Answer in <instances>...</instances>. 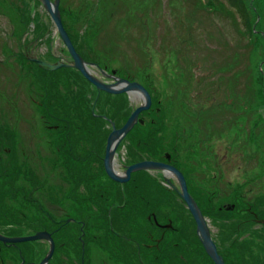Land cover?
Wrapping results in <instances>:
<instances>
[{
    "label": "rangeland",
    "instance_id": "1",
    "mask_svg": "<svg viewBox=\"0 0 264 264\" xmlns=\"http://www.w3.org/2000/svg\"><path fill=\"white\" fill-rule=\"evenodd\" d=\"M249 2L252 12L246 9L248 0H59L63 24L77 50L85 55L91 73L106 83L114 82L105 75L112 74L137 81L147 89L149 108L163 117L164 129L155 134L161 136L160 153L170 158L175 151L180 156L179 168L186 173L188 185L199 186L206 181L202 187L211 191L213 175L208 172L206 177L211 165L196 151L214 156L210 161L216 166L213 173L218 174L213 180L218 185L212 197L216 202L232 189L230 180H246L248 185L249 178L250 194L264 200V160L259 157L254 162L255 154L264 151V0ZM235 4L240 5V11ZM22 16L24 20L33 17L28 27L20 25ZM252 18L254 33L250 34ZM22 56L39 57L51 64L72 62L41 0H0V126L17 133L20 162H27L46 187H52L50 195H58L60 176L52 159H56L57 144L60 153L62 145L59 136L52 137L43 129V119L36 110L41 86L30 82L32 71L26 63H19ZM257 69L263 71L262 79ZM252 88L257 92L252 93ZM117 95L110 98L116 107L123 105L121 121L142 97L135 93ZM153 113L141 115L133 126L153 117ZM105 127L111 131L112 124L105 123ZM128 143L129 139H123L115 153L113 164L118 172L124 171L126 160L136 152L126 150ZM251 151L254 156L246 161ZM239 168L242 172L251 170L245 176ZM157 171L165 173L150 172ZM166 176L177 185L174 176ZM177 203L176 225L184 209ZM172 207H176L174 202ZM184 213L189 234H183L191 236L195 226L189 213ZM208 226L216 238L218 230L212 222ZM257 236V230H250L241 242L260 244ZM184 249L188 254L195 252L191 245ZM1 250L2 264H26L17 260V250ZM254 251H259V245ZM67 257L59 252L53 264H69Z\"/></svg>",
    "mask_w": 264,
    "mask_h": 264
},
{
    "label": "trees",
    "instance_id": "2",
    "mask_svg": "<svg viewBox=\"0 0 264 264\" xmlns=\"http://www.w3.org/2000/svg\"><path fill=\"white\" fill-rule=\"evenodd\" d=\"M234 7L240 11L239 4H235ZM246 9L248 12H252V4L249 0ZM31 20H33V17L24 20L22 16L19 19V23L23 27H28V23ZM250 20L251 25L248 24V31L251 34L254 33V18ZM35 27L38 29L40 27L37 22L35 23ZM65 28L67 29L66 26ZM69 36L76 48L72 36L70 34ZM254 43L253 45L256 47L257 41L255 40ZM80 55L83 59L86 58L85 55ZM18 60L22 66L23 63H26V68L32 71H29L31 73L30 82L35 84L36 81L38 86H41L39 88L40 92L38 91L39 96L36 110L39 111V115L43 119V129L47 133H50L52 137L57 135L60 138L59 144L62 145V151L61 153L59 152L61 149L58 144L56 151L61 156L60 160L58 158L62 166L61 177L67 183L65 187L60 189V195H50L52 187H46L40 180V177L32 174L33 169L30 166V170L25 169L26 165L20 162L18 157L14 155L15 152L11 143L17 140V133L13 135V132L10 130L6 135L5 126H0V233L13 236L30 234L41 229L52 231L55 249L48 264H53L56 261L57 253L60 252L61 255H64L67 253L66 249L69 244L72 243H74L72 248L77 254L76 257L79 258L80 247L78 242L80 241H73L68 234L66 228L73 226L69 223L57 225L56 231L58 233L54 231L56 225L45 215L51 211L47 204L52 205L55 203L61 205L59 203L69 199L74 206L73 212H88L93 210L90 205L91 200L100 199V191H102L107 203L101 210L104 212L119 211L128 213L129 219L126 222H129L130 228L135 227L136 229L144 226L149 227V225L147 223L143 224V222H146L144 219L140 220L139 218L130 217V215L132 216L131 211L134 210L133 196H136V201L138 202H140V197L147 199L145 203H140L139 211H153L157 214L158 212H169L168 214H171L170 218L173 226L175 224L174 214L179 211L177 202L180 203V208L181 206L184 208L183 212H188L181 200H175V196L176 199L178 198L176 193L168 194L173 190H167V187L163 185L153 184L154 179L143 170L131 173V179L135 178L140 181L137 188L132 187V183L129 182L123 184L112 182L104 173L101 158L104 153L105 137L109 131L105 127V123H107L106 118L114 121L115 125H117L119 123L122 124L128 116L127 112L126 117L121 121L118 119L120 114L125 112L123 111V105L122 107H116L111 102L110 96L112 94L97 90L77 70L69 66H60L56 69L48 70L24 56L18 58ZM257 73L258 77L262 79V73L258 69ZM251 90L252 93L253 91L257 92L253 88ZM90 92H92V95ZM152 111L153 108H148L142 114H151L153 113ZM138 117L140 118L141 116L139 115ZM162 122V113L158 114L156 111L153 113V117L146 118L141 124L133 126L127 132L124 139H129V145L131 141V144L142 147L144 151L141 152H147L149 155H152L153 159L162 160L163 152L160 153L162 146L161 136H155L157 132H162L164 129ZM7 136L9 146L6 149H9L8 151L4 150V144H6L4 139ZM133 158L128 163L137 160V157L134 155ZM93 160H96L99 166L96 165V161L92 162ZM176 164L180 165L178 162ZM83 174L85 178H82ZM21 181L22 183H20ZM107 182H111L114 185ZM188 189L197 202L202 214L207 216L211 222L218 225L217 249L226 264H229L231 254H234L235 257L234 264H264V231L257 236L260 244L247 243V245L238 242L236 240L238 234L231 235L233 238H230L229 227H227L225 221V214L227 213L226 204L224 202L213 201L212 197L215 193L211 192L210 189L205 191L202 186L196 187L192 185H188ZM117 196L119 197V204L115 201ZM167 200L169 201V206H167ZM173 202L176 205L175 208L172 207ZM249 204V209H251L252 202ZM256 205L259 207L260 201H257ZM87 221L85 222L87 223ZM95 222L97 223L96 220ZM252 223L253 219L251 218L249 226ZM235 232L239 233L237 228ZM182 234L183 232H180L179 236L172 234L170 242L174 240L179 243L189 244L188 238ZM81 236L83 237V235ZM231 240H233V247H231ZM197 243L199 245L200 258L193 256L192 253L188 254L183 244L172 245L167 254L169 258L165 263L198 264L200 259L201 264H213L200 241L197 240ZM255 245H259L258 252L254 251ZM5 248L13 249V251L17 250L15 254L19 263L21 260L25 262L31 260L30 262L37 263L46 253L47 244L44 241L18 243H3L0 241V249ZM26 251L29 254L26 255ZM244 257L248 258L247 262L244 261ZM2 260L1 250L0 264H2Z\"/></svg>",
    "mask_w": 264,
    "mask_h": 264
},
{
    "label": "flooded vegetation",
    "instance_id": "3",
    "mask_svg": "<svg viewBox=\"0 0 264 264\" xmlns=\"http://www.w3.org/2000/svg\"><path fill=\"white\" fill-rule=\"evenodd\" d=\"M130 81V80H129ZM133 81V80H131ZM40 90V89H39ZM5 134L10 132V129L7 127L5 128ZM16 134L13 132V135ZM52 136V135H51ZM18 135L17 140H14L13 143H11L13 147V151L15 152L14 155L17 156V153L19 150V143H18ZM4 142H6L4 150L9 146V139L8 136L5 137ZM7 151L9 149H6ZM198 156L200 158H205L209 164L211 165L207 169L206 177L208 172H211L213 175L212 180V188L211 192L217 194L218 185H214L213 180H217L218 174L213 173L214 170H216L215 163H212L210 161V158L213 159L214 156L209 157V154L207 151H205L206 154H203L204 151H196ZM260 154H255L254 162L258 160L259 157H261V160H264V151H258ZM234 153V152H233ZM55 154L56 159H52V163H56L57 172L60 176V183L58 184L61 188L65 187V184L67 183L62 177V166L59 152L56 151ZM54 155V154H53ZM104 155V153H103ZM133 155L137 157V160L132 161H140L143 159H153L152 155H149L147 152H141L136 151L133 154H130L129 158L126 160L124 165L129 164L128 161L132 160ZM234 155V154H233ZM139 156V157H138ZM148 156V158H147ZM254 156V153L251 151L247 154L246 161H250ZM59 158V160H58ZM171 158V159H170ZM169 157H162V160L165 163L177 165V168L179 169V165L176 164L177 162L180 164V156L173 152ZM217 158V157H215ZM19 159V157H18ZM102 168L104 173L106 174L103 166V156L101 158ZM134 159V158H133ZM20 161V159H19ZM96 160H93L92 162H95ZM171 161V162H170ZM60 162V163H59ZM96 165L99 166L98 162H95ZM262 164L261 170H264V164ZM25 169H29L28 163H25ZM239 166V165H238ZM113 170L118 172L114 168V164L112 165ZM240 169V168H239ZM256 169V168H254ZM253 169V171H254ZM259 169V168H258ZM30 170V169H29ZM249 170H242L240 169V172L244 174L245 176L249 174ZM260 171V170H259ZM36 170L33 168L32 174L36 175ZM149 173V172H146ZM153 175L152 173H149ZM264 174V172H263ZM106 176L115 183L123 184V183H132V187H139L140 181L137 179H131V177L125 181V182H118L116 180L111 179L107 174ZM40 177V176H39ZM85 178V175H82V178ZM196 179V178H195ZM199 178L197 177L196 180ZM40 180L44 182V180L40 177ZM107 180V179H106ZM130 180V181H129ZM90 181V178H89ZM251 179H248V185L246 180H243L242 182H237L236 180H230L228 184L231 186V190L226 191V197L223 196L221 198L220 202H225L226 204V222L229 221V235L230 238L231 235H237V241L241 242L242 238L244 237L245 233L250 230H258L259 235L262 234L264 231V200L262 197L255 195L254 193H251V186H250ZM206 183V181H203ZM199 183V186H202V183ZM22 183V181L20 182ZM108 184L114 185L111 182H107ZM110 185V186H111ZM193 185V184H191ZM259 186L263 185V182H258ZM47 186V184H46ZM196 186V185H195ZM239 186H241V190L239 189ZM198 187V186H196ZM170 188H173L170 186ZM168 190V188H166ZM165 190V191H167ZM168 192V191H167ZM178 194V193H177ZM60 195V193L58 194ZM101 198L98 200H91V207L92 211L88 212H73L74 206L72 201L69 199H66L65 201L59 203L61 205L52 204L50 205L51 208H49V204H47L48 208L51 210L50 212L46 213L45 215L51 219V221L56 225V228L54 230L56 233V229L58 226L62 224L69 223L73 225L72 227L66 228L68 230V234L71 236L73 241L79 240V247H80V253L79 258L76 257V253L74 249L72 248L74 246V243L69 244L68 248L66 249L67 253L64 254V256H70L67 257V261L69 264H127L125 263L126 260H128V264H167L165 263L166 260L169 258L167 255L170 247L172 245H176L175 241L170 242L171 235H180V232H183L185 235L187 234V231L185 230L187 228V222L184 218L185 213L181 215L180 219L181 222H177V225L172 223V220L170 218V215L166 212H149V211H139V205L140 203H145L147 201L146 198L140 197V202L136 201V196H133V207L134 210L131 211L132 216L131 218H139L140 220H146V222H143V224H148L149 227H139V228H130L129 222H126L129 217L127 216L128 213H122L119 211H108L104 212L103 209L106 205V200L104 193L100 191ZM231 197V198H230ZM39 198L43 201V199L39 196ZM110 200V198H109ZM177 200V199H175ZM117 204H119V197L115 199ZM260 201L259 207L256 205V202ZM112 202V201H111ZM251 209H249L250 204ZM255 206V208H254ZM258 208V209H256ZM256 209V210H255ZM130 213V214H131ZM178 212L174 214V219L176 221V215ZM190 215V214H189ZM252 216V217H251ZM191 217V215H190ZM253 219V223L251 226H249V222ZM192 221L194 222L193 218L191 217ZM86 220L87 223L85 222ZM97 221V223L95 222ZM95 222V223H94ZM170 222L172 223V226H170ZM238 229L237 233L235 232V229ZM43 230V229H42ZM79 230V234H78ZM246 230V232H245ZM244 231V232H243ZM50 233L52 231H49ZM54 232V233H55ZM55 233V234H56ZM182 234L183 236H185ZM52 235V233H51ZM83 235V237L81 236ZM191 236H186L188 238L189 244H183V247H186L187 245H191L195 252H192L193 256L200 258L199 254V245L197 243L198 236L196 234V231ZM175 237V236H173ZM231 247H233V240H231ZM190 250V249H188ZM191 251V250H190ZM96 258L97 261L93 259V257ZM234 254H231L230 262L229 264H234L235 262ZM198 264H201L200 259ZM211 264V263H210Z\"/></svg>",
    "mask_w": 264,
    "mask_h": 264
},
{
    "label": "water",
    "instance_id": "4",
    "mask_svg": "<svg viewBox=\"0 0 264 264\" xmlns=\"http://www.w3.org/2000/svg\"><path fill=\"white\" fill-rule=\"evenodd\" d=\"M43 5L45 6L50 18L54 22L57 32L64 43L70 57L72 58V63L68 64L73 68L77 69L87 81H89L92 85H94L98 90H102L108 93H121V92H129L132 89L134 91L139 92L142 95L141 103L133 109L130 113L126 121L121 127L116 128L112 123V129L108 134L105 151L103 156V166L106 174L113 180L118 182H124L129 179V176L132 171L138 169H162L164 172L169 171L176 175L177 179L179 180V190H177L178 194L180 195L181 199L184 201L186 207L188 208L189 212L191 213L193 220L196 226V232L199 236V239L202 242L203 247L211 257L212 261L215 264H225L222 260V257L217 251L216 245L211 239L209 229L206 223L205 218L203 217L199 207L197 206L195 200L189 193L187 189L186 182L184 180L183 175L181 172L175 168L174 166L164 163L161 161L155 160H142L125 167L123 174H117L112 166H111V155L115 153V148L121 138L126 134V132L132 127V125L137 120V115L141 110L147 109L150 106V95L147 90L138 82L135 81H127L123 78H119L113 75L111 76L114 79L113 83H105L104 81L100 80L99 78L95 77L85 68V62L81 58V56L76 52L68 33L66 32L65 28L63 27L59 9H58V2L59 0H41ZM31 60L35 61L41 66H44L48 69H55L62 65H67L66 63L58 62L55 64L48 63L41 59L32 57ZM119 84V85H118ZM111 141H114L113 145L111 146ZM175 188V187H174ZM32 240H47L49 243L48 252L46 255L41 259L38 264H46L51 257L53 250H54V243L48 233L45 230L36 231L33 234L29 235H19V236H7L0 233V241L3 243H16L22 241H32Z\"/></svg>",
    "mask_w": 264,
    "mask_h": 264
},
{
    "label": "bare ground",
    "instance_id": "5",
    "mask_svg": "<svg viewBox=\"0 0 264 264\" xmlns=\"http://www.w3.org/2000/svg\"><path fill=\"white\" fill-rule=\"evenodd\" d=\"M72 59V58H71ZM85 68L91 73V71H90V69H89V67L87 66V64L85 63ZM119 85V84H118ZM129 93H135V94H137V95H139V97L141 98L142 97V95L139 93V92H137V91H134V89H132L131 91H129ZM143 111H146V109H144V110H141L139 113H138V115L137 116H141V115H143L142 114V112ZM107 137H108V134L106 135V137H105V140H107ZM113 143H114V141H111V146L113 145ZM126 150L127 151H144V149L142 148V147H137V146H135L134 144H130V145H127L126 146ZM114 157H115V153L113 154V155H111V164L114 162ZM113 165V164H112ZM172 166H174L175 168H177V165H173L172 164ZM178 169V168H177ZM156 170H161L162 171V169H156ZM180 172H181V174L183 175V177H184V180H185V182H187V176H186V173L184 172V171H182L180 168L178 169ZM131 173H133V172H131ZM167 174H170V175H172V176H174V178L176 179V181H177V185L179 186V180L177 179V177H176V175L174 174V173H172V172H169V171H166V173H163V174H161V172H159V171H157V172H155L151 177L154 179V183L153 184H156V185H169V186H177V185H175L172 181H171V179H170V177H168V176H166ZM131 175V174H130ZM187 209V211H189L188 210V208H186Z\"/></svg>",
    "mask_w": 264,
    "mask_h": 264
}]
</instances>
